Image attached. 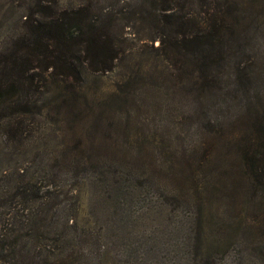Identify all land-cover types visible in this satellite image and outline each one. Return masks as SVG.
Segmentation results:
<instances>
[{
	"label": "rangeland",
	"instance_id": "rangeland-1",
	"mask_svg": "<svg viewBox=\"0 0 264 264\" xmlns=\"http://www.w3.org/2000/svg\"><path fill=\"white\" fill-rule=\"evenodd\" d=\"M35 1L0 0V55L25 48L26 16ZM85 1L57 0L62 7ZM141 2H111L114 13L122 8L114 27L123 53L110 71L84 70L75 87L40 72L36 87L20 89L18 98L27 107L0 110V248L4 246L6 259L25 255L46 258L40 264H58L55 259L68 254L66 264H264L258 244L264 227L260 223L253 228L251 238L244 229L253 223L251 211L238 213L234 219L239 223L226 233L207 222V241L199 248L195 231L185 222L189 212L172 198L176 193L169 186L187 158L191 164L205 163L198 178L203 173L216 176L222 169L208 170L230 163L233 152H227L226 144L238 129L223 120L225 113L236 114L240 101L221 106L220 98H213V116L204 110L191 115L189 80L184 75L179 79L155 50L157 40L143 38L154 23L133 15L120 21ZM262 35L256 52L242 56L250 61L253 57L252 66L256 70L260 63V71ZM260 80L264 86V71ZM208 119L218 121L213 130L219 132L207 133L206 139V133L197 131ZM63 151L68 152L61 156ZM182 152L184 157H179ZM69 154L77 155L74 170L55 174L58 161L64 163ZM165 184L161 191L159 185ZM31 187L39 201L26 196ZM45 214V224L38 222Z\"/></svg>",
	"mask_w": 264,
	"mask_h": 264
},
{
	"label": "trees",
	"instance_id": "trees-1",
	"mask_svg": "<svg viewBox=\"0 0 264 264\" xmlns=\"http://www.w3.org/2000/svg\"><path fill=\"white\" fill-rule=\"evenodd\" d=\"M101 1L93 4L86 0L75 7H62L57 0L35 1V9L26 16L25 48L9 49L0 55V110L18 105L27 107L28 103L18 98L20 89L22 93L25 88L36 87L39 75L46 71L52 78H60L67 86L75 87L81 84L85 71L105 73L113 68L123 53L118 30L114 27L115 15L122 8L114 13L112 4L120 0ZM132 15L154 23L143 38L157 40L156 46L153 45L155 50L165 56L179 79L184 75V79L189 80L191 115L204 110V114L213 116L210 107L213 104H209L213 98H220L221 106L239 99L236 114L225 113L223 120L230 129H238L236 138L227 140L226 144L227 152H233L230 163L208 170L210 174L222 169L216 176L208 178L203 173V178H198L195 175L205 169V163L191 164L187 158L185 165L174 173L175 180L168 185L174 186L171 189L176 194L172 198L177 206L183 205L189 212L185 222L195 231L199 248L207 241V222H214L226 233L239 223L234 218L245 209L252 212L253 223L244 225L251 238L253 228H260V223L264 227V86L263 82L258 83L264 69H258L259 63L255 70L252 66L255 59L252 57L250 61L242 56L256 52L261 34L264 36V0H142L135 9L120 17V21ZM122 25L126 26L127 22ZM217 122L208 119L197 132L206 133L207 139V133L209 137L219 132L213 130ZM212 145L209 140L208 146ZM67 152L63 151L61 156ZM182 154L178 156L184 157ZM69 155L67 161L60 159L64 163L58 161L55 174L60 176L63 170H74L77 155ZM56 182L53 186H57ZM166 185H159L161 191H165ZM29 189L32 191H26L29 200L39 201L38 191ZM17 191L25 193L21 186ZM260 208L263 209L256 214ZM60 210H63L62 205ZM45 219L46 214L37 220L45 224ZM258 244L263 253L264 239ZM1 247L4 250V246ZM3 250L0 248V264H40L46 260L11 254L13 260L10 261L4 257ZM212 256L209 252L206 259L210 261ZM68 257V254L60 256L54 262L66 264Z\"/></svg>",
	"mask_w": 264,
	"mask_h": 264
}]
</instances>
